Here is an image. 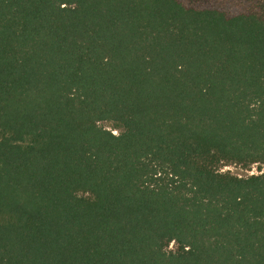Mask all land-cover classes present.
Wrapping results in <instances>:
<instances>
[{"label":"trees","instance_id":"16d2710c","mask_svg":"<svg viewBox=\"0 0 264 264\" xmlns=\"http://www.w3.org/2000/svg\"><path fill=\"white\" fill-rule=\"evenodd\" d=\"M228 164L264 166V0H0V264H264Z\"/></svg>","mask_w":264,"mask_h":264},{"label":"rangeland","instance_id":"374dc122","mask_svg":"<svg viewBox=\"0 0 264 264\" xmlns=\"http://www.w3.org/2000/svg\"><path fill=\"white\" fill-rule=\"evenodd\" d=\"M101 126L104 128L113 131V133L118 134L119 130L115 128V126L111 123H102ZM261 170V171H260ZM221 172H230L231 174H234L239 177H248L251 175H258L261 174L264 171V166L259 164H254L251 166H242L238 164H228L223 165L220 168ZM177 247L173 243L170 245L169 249L175 250Z\"/></svg>","mask_w":264,"mask_h":264}]
</instances>
